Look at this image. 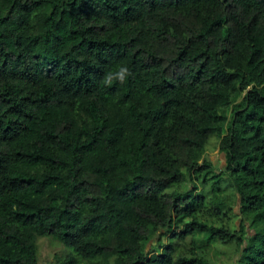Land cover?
Masks as SVG:
<instances>
[{
    "label": "trees",
    "instance_id": "16d2710c",
    "mask_svg": "<svg viewBox=\"0 0 264 264\" xmlns=\"http://www.w3.org/2000/svg\"><path fill=\"white\" fill-rule=\"evenodd\" d=\"M44 235L57 264H264V0H0V264Z\"/></svg>",
    "mask_w": 264,
    "mask_h": 264
},
{
    "label": "rangeland",
    "instance_id": "374dc122",
    "mask_svg": "<svg viewBox=\"0 0 264 264\" xmlns=\"http://www.w3.org/2000/svg\"><path fill=\"white\" fill-rule=\"evenodd\" d=\"M216 143L217 139L215 136L211 135L208 137L204 156L208 158L215 167H221L223 165L222 154L217 151ZM186 186H189L188 183H186ZM175 187V184L171 186V188ZM167 237L168 235L161 237V241L165 242ZM185 241L187 242V240ZM154 249L157 251L155 245ZM232 250V243H222L220 241H208L207 244L202 247V251H204L205 256L209 259L211 264H236V256L232 254ZM67 253L72 254V250L65 247L50 235L36 238V257L38 264H57V261ZM84 262H86V260L79 259V262L75 264H82Z\"/></svg>",
    "mask_w": 264,
    "mask_h": 264
},
{
    "label": "clouds",
    "instance_id": "9594fccd",
    "mask_svg": "<svg viewBox=\"0 0 264 264\" xmlns=\"http://www.w3.org/2000/svg\"><path fill=\"white\" fill-rule=\"evenodd\" d=\"M130 75V71L127 66H121L116 72H109L105 77V83L111 84L113 80H119L123 82L127 76Z\"/></svg>",
    "mask_w": 264,
    "mask_h": 264
}]
</instances>
